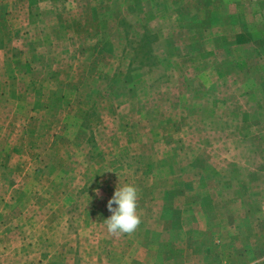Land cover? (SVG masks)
<instances>
[{"label": "rangeland", "instance_id": "1", "mask_svg": "<svg viewBox=\"0 0 264 264\" xmlns=\"http://www.w3.org/2000/svg\"><path fill=\"white\" fill-rule=\"evenodd\" d=\"M258 259L264 0H0V264Z\"/></svg>", "mask_w": 264, "mask_h": 264}, {"label": "clouds", "instance_id": "2", "mask_svg": "<svg viewBox=\"0 0 264 264\" xmlns=\"http://www.w3.org/2000/svg\"><path fill=\"white\" fill-rule=\"evenodd\" d=\"M97 194H99L97 192ZM115 204L117 207H113ZM108 209L112 215L104 220L107 231L112 235L132 234L141 223L138 215V190L136 186L125 184L117 187L112 199L108 201ZM253 264H260L254 260Z\"/></svg>", "mask_w": 264, "mask_h": 264}]
</instances>
